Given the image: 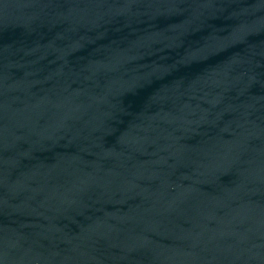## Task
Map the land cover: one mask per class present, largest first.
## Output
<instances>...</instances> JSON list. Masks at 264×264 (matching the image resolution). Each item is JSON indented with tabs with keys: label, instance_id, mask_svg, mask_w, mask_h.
I'll list each match as a JSON object with an SVG mask.
<instances>
[{
	"label": "water",
	"instance_id": "1",
	"mask_svg": "<svg viewBox=\"0 0 264 264\" xmlns=\"http://www.w3.org/2000/svg\"><path fill=\"white\" fill-rule=\"evenodd\" d=\"M0 264H264V0H0Z\"/></svg>",
	"mask_w": 264,
	"mask_h": 264
}]
</instances>
